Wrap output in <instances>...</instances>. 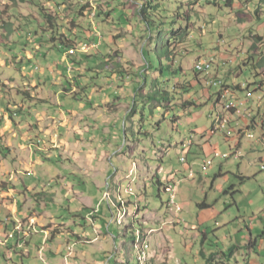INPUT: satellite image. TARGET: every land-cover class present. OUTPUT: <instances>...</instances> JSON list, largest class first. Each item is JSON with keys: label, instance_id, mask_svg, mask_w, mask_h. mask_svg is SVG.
<instances>
[{"label": "rangeland", "instance_id": "rangeland-1", "mask_svg": "<svg viewBox=\"0 0 264 264\" xmlns=\"http://www.w3.org/2000/svg\"><path fill=\"white\" fill-rule=\"evenodd\" d=\"M25 1L0 0V86L4 96L17 101V93L25 96L38 79L44 83L47 79L49 83L38 82L33 92L41 89L50 103L30 108L34 118L28 122L34 130L29 133L25 127L22 132L33 136L37 162L27 171L35 177L23 171L22 178L29 186H40L34 212L40 214L36 206L47 204L49 214L57 218L55 223L71 225L81 233L85 228L91 240L99 239L79 245L68 235L49 244L53 252L71 254L72 264H264V173L259 167L264 146L249 152L245 136L241 150L247 158L230 156L240 150L234 139L238 129H233L229 141L230 127L224 134H214L217 119L230 116L225 111L230 95L216 104L219 89L205 85L203 75L204 85H199L194 72L198 60L213 58L210 74L218 73L225 82L253 84L260 79L264 71L262 1L232 0L225 8L227 0H217L222 4L220 11L206 0H172L195 15L191 28L174 37L163 31L160 42L153 33V44H146L147 38H142L150 37L151 31L142 26L129 0H63L71 11L74 6L89 5L87 35L90 39L95 33L101 35L99 51L81 55L80 41L69 51L79 56L68 64L71 58H65L67 50H60L58 42L53 45L48 37L35 36L38 25L46 27L39 0ZM41 1L49 7L50 0ZM98 13L103 14L100 20ZM62 14L66 22L72 18L64 8ZM182 24L179 21L176 31ZM76 29L72 32L82 31ZM219 32L223 37L219 38ZM64 33L74 39L68 31ZM169 50L171 57L175 55L173 64L166 59ZM24 61L26 65L21 64ZM176 85H187V91L175 92ZM158 91L170 93L169 98H154ZM187 101L196 106L183 109ZM1 110L0 106V115ZM9 112L18 117L17 111ZM62 113L67 120L55 128L45 121L50 117L61 121ZM14 130L20 136V130ZM55 144L59 151H43ZM205 144L213 149H205ZM2 148L0 161L6 153L13 168V152L6 145ZM25 158L29 164L30 158ZM168 176L176 185L175 206L168 204L169 193L161 189L159 194L157 180L166 184ZM53 192L58 196L50 202L46 196ZM109 194L112 199L107 198ZM119 212L123 217L117 219ZM176 214L181 225L174 222ZM94 225L102 236L95 235ZM48 229L49 242L60 233L67 234L63 225ZM42 255L55 258L49 250ZM24 262L42 264L39 251Z\"/></svg>", "mask_w": 264, "mask_h": 264}, {"label": "crops", "instance_id": "crops-1", "mask_svg": "<svg viewBox=\"0 0 264 264\" xmlns=\"http://www.w3.org/2000/svg\"><path fill=\"white\" fill-rule=\"evenodd\" d=\"M40 56L41 58L46 57V55L43 52L40 54ZM73 58L68 60L67 64L69 61H72ZM27 59L29 58L27 57ZM261 59L262 57L260 56V60ZM80 62L81 60L78 61L79 64ZM22 63L26 65L27 61L21 62V64ZM74 65H77V63ZM240 71L242 73V70ZM48 76L50 77L51 73L48 74ZM53 77L55 78L57 76L55 75ZM38 82L40 85H43L46 82L49 83L47 79L45 83L39 81L38 79L35 82V84L32 85V88H33L32 92L25 93V96L17 93L18 95L17 101H15L13 98L9 99L8 95L4 96V91H2L3 86L2 85L0 86V106L3 107V110H1L2 112L0 115V129H1L0 143L3 146L6 145L7 148L11 149V151L13 152L11 154L12 155L11 157H13V160H14V164L12 165L13 168H11L6 161L7 159L5 157L7 155L6 153H4L5 156L3 155L4 157V159L2 158L3 161H0V264H25L24 261H26L27 259H30L32 257L33 251L35 250L39 251L40 260L42 264H72L69 259L71 254H69L68 256H64L60 252H53V249L51 248V246H49V244L53 245L57 239H60L62 237L66 238L68 235L71 238L75 237L79 245H83L84 241H86L87 244H92L99 240L97 237L91 240V238H89V233L87 232L85 228H83L84 231L81 233L77 231L76 229L74 230L72 228L73 226L71 225L63 224V223L61 224L55 223V220H57V218L49 214L50 208H49V205L47 206V204L41 205L40 207L36 206L37 208H39L38 210L41 211L40 214L38 213V211L34 212L33 210V208L35 209L34 204L36 203V198L34 197L40 194V191H39L40 186L39 185L29 186L26 184V182L24 181V178L22 177L24 173L23 171H26L25 172L27 173L26 176L31 175L32 177H35L34 174L27 172V171L29 169L31 170L34 168V165L36 164L35 162H37V159H36L37 151L34 149L35 145L33 144V136L31 134L23 133L22 130L25 127L27 128V132L29 133H31L34 130V126L28 122L29 119L34 118L33 114L31 113V109H30L34 104L50 103V101H48V99L45 98L44 91H42L41 89H38L37 91L33 92L34 88L38 87L37 86ZM255 83H258V84L264 83V71L261 73L260 79L257 80ZM255 90H256L255 87L251 88V91H255ZM227 95H230L229 99H231L230 102H232L233 94H227ZM258 95H260V92L255 93L254 96H256V98L254 99L253 97L252 102L250 103V106L253 111L254 120L255 122H257L258 127L264 134V100L262 102L257 101ZM240 97H243L241 93H240ZM2 100H5L4 102L5 104H2L3 103ZM8 107L12 112L13 110L17 111L18 113L17 118L12 117V115L9 112ZM117 110H118V106H115L114 111H117ZM61 115H62L61 121L57 119L54 120L51 117L46 118L45 121H50L52 125H54V128H55L56 124L62 123L63 121L67 120V118H64L63 113ZM233 120H236V118H233ZM229 121H230V116H229ZM38 122H41V119L40 121L38 120ZM67 123L68 122H66V124ZM247 125H248V117H240V126H247ZM235 128L236 126L233 123L230 126V133H228V135L226 136L228 141L232 139L230 134H232V132L234 133L233 129ZM14 129L20 130V136H18V134L16 133ZM38 129L39 128H37V130ZM55 136H57V134L56 135L54 134V137ZM21 137H22V140H21ZM243 137H245L243 133H241L240 135L239 134L235 135L234 139L238 141L237 145H238V149L240 150H237L236 153H233L231 149L232 153L230 156L236 155L238 152H240V157L238 158H247V156H245L243 151L241 150ZM56 143L58 142L56 141ZM51 144H54V142H51ZM62 144H63V141H62ZM2 145H0V148H2ZM259 145L264 146V135H262V141L260 140V142H254V141L249 140L247 149L249 150V152H256V147ZM203 146L205 147V149H208L209 151L213 149V147L210 146L209 144H205ZM36 147L38 149L39 145ZM58 147L59 146H57V144L50 147L52 149H50L48 146H45L43 151L44 150L47 151L48 149L49 150L54 149L53 151H59ZM198 147H202V146L198 145ZM25 157L30 158L29 164H27L24 161V160H27ZM17 164L19 166H16ZM262 165L264 166V158L261 159V166H259L260 170L262 168ZM262 171L264 173V169H262L260 172ZM36 179L38 181L41 180V178L39 179L36 178ZM171 181H174L173 177L168 176L166 178V184ZM157 182H160L162 184L160 179L157 180ZM166 184H163V185H166ZM164 188L165 187L161 189L164 190ZM64 191L65 190H63V192ZM73 193H74V190H73ZM160 193L161 191L159 192V194ZM55 195L58 196L57 193L53 192L51 195L46 196V197L51 198L49 200L50 202L52 201L54 202L55 199H53V197ZM107 198L112 199V196L109 194ZM79 199L84 200V198H79ZM114 204L117 205L116 202H114ZM107 207L109 210H112L110 202L108 203ZM181 209H182V206H179L177 210L180 211ZM93 210L94 209L91 210L90 208L91 213H93ZM95 211L96 213L100 215L101 211H98V210H95ZM139 212H140V208L138 207L136 214H138ZM89 215L90 214H87V216H85L86 221L89 220L88 218ZM122 217H123V214L119 212L117 215V219H120ZM97 218L98 217H96L94 224L96 223ZM174 218H175L174 222H179L180 225L182 224L181 223L182 220H180L179 214H176ZM171 221H173L172 218H169V222ZM117 223L120 224L121 223L120 220H118ZM50 225L65 226V230H67L66 231L67 234L60 233L54 238L52 236L53 240L49 242L48 241L49 235H50L49 232L51 229H48V228ZM74 226L77 227L78 224H74ZM93 229H94L93 231L95 235H98V236L103 235L101 234V229L100 227H98V225H94ZM249 231L252 232L253 230L251 229ZM11 235H13V238H10ZM250 238H252V234H250ZM68 249L70 250L69 247ZM47 250H49L50 253L55 257L54 259L49 260L48 258H46V256L42 255V253L46 252ZM60 255H62L63 258L59 259ZM72 257L75 259H78V257L76 256L72 255Z\"/></svg>", "mask_w": 264, "mask_h": 264}, {"label": "trees", "instance_id": "trees-1", "mask_svg": "<svg viewBox=\"0 0 264 264\" xmlns=\"http://www.w3.org/2000/svg\"><path fill=\"white\" fill-rule=\"evenodd\" d=\"M11 1H16V0H11ZM24 3L26 2L25 0H22ZM33 1V0H31ZM262 3L264 4V0H261ZM40 3V5H37V7L39 8L41 17L44 19V24H46V27L44 26H40L38 25V28L40 29L39 31L36 32L35 36L39 37H48V43H52L53 45L55 43L58 42V44L60 45V50H67V52L74 50L76 48L77 45H79L80 43H82L83 41H94L96 40V37L93 36L94 38L90 39V37H88L89 35H87V33H89L91 31L90 27H86V19H87V14L90 13L91 7L89 5H77L74 6V10L71 11L70 7L67 6V4L63 1V0H50L49 3V7L46 8L44 6V4H41V0L38 1ZM128 2H131L133 4H135L136 6V14L140 20V23L142 24V26L145 27L146 31H151L150 32V37H145L142 39H146V44L153 42L154 38L156 39V36H153V33H155L157 35V42H160L163 40V31L167 32V34H171L173 37L177 36L180 32H184V28H186V30L188 31L191 26V21L193 19V13H191L190 11H185L184 8L182 7L183 5L180 4V2H175L172 0H129ZM226 2L225 8H228V6H231V2L232 0H227L224 1ZM207 5H209L210 7H214L215 9H218L220 11H222L223 9L221 8L222 4L221 3H215V0H206ZM78 7V9H76ZM64 8V13L69 16L71 15L72 18L66 22L64 21V16L62 14ZM69 14H67V13ZM102 13H98L97 15V19L100 20L102 18ZM214 16V15H211ZM210 16V17H211ZM195 17V15H194ZM196 18V17H195ZM183 21V24L180 28V30L176 31V27L179 24V21ZM103 21V20H102ZM107 22V21H106ZM106 22H102L104 25L103 26H108ZM212 22V21H211ZM184 24H186L187 26L185 27ZM209 24V23H208ZM75 27L77 28L76 30H82L79 32H72V28ZM167 29V30H166ZM63 31V32H62ZM64 31H68L69 33L72 34V36L74 37V39H70L69 35H67L66 33H64ZM84 32V33H83ZM68 33V34H69ZM84 34V35H82ZM219 34V38L223 37L222 34ZM88 39V40H87ZM82 41V42H80ZM80 42V43H79ZM155 42V41H154ZM145 44V45H146ZM153 44V43H151ZM150 44V45H151ZM180 44V43H179ZM144 50H143V55H145V51H146V47L143 46ZM169 49V46H168ZM147 52V51H146ZM149 53V51H148ZM190 53V52H188ZM171 52L169 50V53L166 56V59L168 60V62L170 63H174V61H172V57L174 58L175 55H173L171 57ZM111 57V56H110ZM113 58V57H112ZM250 59V58H249ZM249 59H247L249 61ZM244 62L243 65L247 64V61ZM225 61V60H224ZM79 64L78 62H75L74 64ZM148 66V65H147ZM148 67H152V65L148 66ZM239 70H242L241 67H239ZM194 72H195V77H196V81L199 85H204L200 79V73L195 71L194 68ZM218 73L215 74V76L213 75H203V80L205 81V85L206 82H210L211 80L218 83L217 86H213V85H207L208 87L212 86V87H216L219 89L218 93L216 94L217 97V101L216 104L220 103L222 101V99L225 97V95H222L225 90H235V91H241V84H230L228 82L223 81V79L217 75ZM253 85L255 84H249V89L251 87H253ZM192 87V86H190ZM187 88V85H176L174 88V91L177 92L178 90L180 91H185ZM187 91V90H186ZM242 92V91H241ZM170 93L168 92H156L154 93L152 96L154 98H169ZM229 98V97H228ZM195 105V103H191L189 101L185 102L182 105L183 109H186L187 106L190 105ZM167 109H169L170 107H166ZM134 114V110L129 112L127 114V119L129 118V116H132ZM174 122H178L177 120H175ZM255 124V122H254ZM129 130L128 128L125 126V139L128 142L129 141V137L128 134ZM147 136H150L149 134H147ZM4 148H0V152H3ZM242 180V179H241ZM157 185L159 187V192L161 191V188H164V192H166L167 187L170 185L172 187L176 188L175 182L171 181L168 182L166 185L161 184L160 182H157Z\"/></svg>", "mask_w": 264, "mask_h": 264}, {"label": "built area", "instance_id": "built-area-1", "mask_svg": "<svg viewBox=\"0 0 264 264\" xmlns=\"http://www.w3.org/2000/svg\"><path fill=\"white\" fill-rule=\"evenodd\" d=\"M93 36L96 37V40L94 41H83V47L85 46H92V52L99 51L101 47V41L97 40V38H101V35L99 33L93 34ZM82 55V53H81ZM80 55V56H81ZM75 56L79 55H73L71 52L65 53V58H73ZM214 67V60L213 58H207V59H200L196 62L195 65V71L202 74V75H211L210 72ZM72 68V67H71ZM70 70V69H69ZM72 70V69H71ZM253 87L256 88L255 91H251V88L249 89V85L247 83L241 84V91H235L232 89L225 90V92L222 95L225 94H233V101L229 103L228 105L231 106V114H230V121L227 124H224L221 128H216V133H223L225 132L227 127H230L233 123L235 124L236 128L239 130L237 134L243 133L244 136H246L250 141L254 142H260V136L255 135V131H259L261 134L260 128L257 125V122L254 120V115L252 108L250 106V103L252 102V99L256 92H260V95L257 97V101L262 102L264 100V83H254ZM206 85H213L217 86L218 83L214 81L206 82ZM240 93L243 95V97H240ZM240 117H248V125L247 126H240ZM233 118H236V120H233ZM255 122V124H254ZM237 157H240V152L236 154ZM185 159H182V162H184ZM262 169H264V166L262 165ZM172 186H170V200H169V206H175V198H172ZM10 238H13V235L10 236Z\"/></svg>", "mask_w": 264, "mask_h": 264}, {"label": "bare ground", "instance_id": "bare-ground-1", "mask_svg": "<svg viewBox=\"0 0 264 264\" xmlns=\"http://www.w3.org/2000/svg\"><path fill=\"white\" fill-rule=\"evenodd\" d=\"M80 47H81V49H80L81 50V53L88 54V53H90L92 51V46H85V47H83V44H82ZM227 103L229 104L231 102H227ZM228 104L227 105L225 104V111L228 114H231V106H229ZM228 122H229V117L228 116H220L217 119L214 132H216V128H221L222 126H224V124H227ZM191 173H193V171ZM166 193H170V185L167 187ZM172 198H175L174 188H173V191H172Z\"/></svg>", "mask_w": 264, "mask_h": 264}, {"label": "clouds", "instance_id": "clouds-1", "mask_svg": "<svg viewBox=\"0 0 264 264\" xmlns=\"http://www.w3.org/2000/svg\"><path fill=\"white\" fill-rule=\"evenodd\" d=\"M248 84V83H247Z\"/></svg>", "mask_w": 264, "mask_h": 264}]
</instances>
